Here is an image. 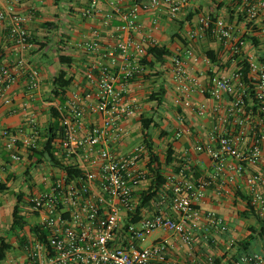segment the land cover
<instances>
[{
	"label": "built area",
	"instance_id": "1",
	"mask_svg": "<svg viewBox=\"0 0 264 264\" xmlns=\"http://www.w3.org/2000/svg\"><path fill=\"white\" fill-rule=\"evenodd\" d=\"M192 1L141 0L129 8L112 2V10L102 21L106 26L116 22L112 45L102 44L98 29L95 39L78 43L96 55L84 71L88 87L67 91L65 102L54 107L60 115L61 161L78 173L69 175L57 167L49 188L29 197L31 209L38 212L37 223L46 231L45 241L33 238L24 247V259L10 264H216L214 254L196 250L198 231L208 245L226 244L228 256L222 264H264V251L238 253V242L230 237L226 218L199 204L214 179L224 174L229 182L244 180L246 204L264 215V42L258 47L251 38L264 36V0H243L240 23L206 14L198 18L191 36L210 35L227 45L234 63L231 72L211 73L208 83L201 84L198 76L188 73L180 55L172 58L179 99L200 116L211 107L216 119L207 140L195 145L198 152L209 155L214 174L198 182L185 163L179 177L168 176V192L160 194V202L169 200L178 216L163 211L156 202L151 213L136 214L141 192L151 180L148 148L141 142L128 152L116 149L127 132L123 121L137 107L128 94V84L144 72L147 47L156 43L151 33L139 35L143 30L141 10L163 4L175 17ZM95 2L85 9V16L93 14ZM0 22L16 53L14 65L6 64L0 54V102L12 103L8 90L19 77L26 78L31 99L43 84L40 70L31 60L38 45L26 26V17L13 6L0 9ZM248 41L252 51L245 53ZM246 64L247 75L243 72ZM195 90L208 97L210 104H193ZM87 114L99 115L100 120L86 126ZM0 138L11 158L20 160L22 148L39 147L36 120L31 116L26 125L0 127ZM159 231L177 236L186 254L174 255V244L166 236L142 245Z\"/></svg>",
	"mask_w": 264,
	"mask_h": 264
},
{
	"label": "crops",
	"instance_id": "2",
	"mask_svg": "<svg viewBox=\"0 0 264 264\" xmlns=\"http://www.w3.org/2000/svg\"><path fill=\"white\" fill-rule=\"evenodd\" d=\"M92 1L0 0V9H5L11 5L15 11L26 17V26L35 40L47 41L44 48L39 50L37 47L31 54V60L40 70L43 79L41 89L30 99L27 94L26 78L19 77L18 81L8 90L12 103L4 104L0 102V127L16 128L26 125L28 119L32 116L37 123L39 140H43L42 135L46 132L45 128L53 120L51 108L57 107L60 103L51 93L52 80L61 68L58 59L59 53L63 52L72 57L71 66L65 67L68 70V76L72 77L68 93L74 90H84L88 87V82L84 78V71L89 64L96 60V55L87 52L85 48H80L78 43L95 39L94 30L98 29L102 44L104 46L112 45V34L116 22L107 26L103 25L102 22L106 13L112 10V2H118L123 8H129L133 3L141 0H96L93 14L85 16L83 13L86 8L93 4ZM242 13L243 0H193L188 7L182 9L175 17L169 14L167 7L163 4L159 7L141 10L140 19L143 30L139 35L147 32L151 33L155 38V45L167 47L172 55L167 56L163 62L155 61L153 66L146 64L144 72L129 82L128 94L135 98L137 107L135 114L123 121L127 132L122 141L116 145L119 152H128L138 143L143 142L141 118L152 117L155 125H152L148 130L150 141L153 144L154 151L161 156L164 173L167 177L170 175L179 177L180 170L185 163L192 167V176L198 182L214 174L215 168L209 155L205 152H198L195 145L207 140L209 129L216 119H214L211 107L208 108L205 115L200 116L191 107H186L179 99L178 84L173 75L172 58L175 55H180L185 62L188 73L198 76L201 84L208 83V77L211 73L231 72L234 63L230 59L227 45L210 35L203 34L192 37L191 34L197 29L200 15H212L233 23H240ZM45 21L55 22L56 27H41L40 24ZM256 37L259 40L257 45L259 47L264 42V36L258 34ZM61 40L63 44H60ZM52 44H54L53 49H57V55L53 57V61L52 54L49 53ZM251 46V42H246L244 52H251ZM0 54L6 64H15V47L7 38L5 25L2 22H0ZM146 60L153 61V58L148 55ZM154 92H159L160 94H157L159 97L163 93L161 101L150 98V95ZM191 100L195 105L202 102L210 104L211 102L208 97L198 90L192 93ZM25 101L28 102L27 106L24 105ZM99 120V115L87 114L85 125L89 126ZM178 131H181V134L178 135ZM169 145L174 149L176 160L167 165L165 163V151ZM39 147H41L40 144ZM20 155V160H13L0 138V182H7L8 191L13 190L15 181L23 182V184L19 183L20 188L17 191H22L27 199L32 194L49 188L51 180L57 172V167L52 168L50 166L52 170L49 169L48 163L50 162L44 159L45 161L42 163L44 168H36L32 172L34 179L29 181V178L23 177L22 174L29 175L27 170L29 173L30 166H27L28 164L32 165L36 158L30 157V149L27 148H22ZM57 156L61 159L60 150L57 152ZM23 165H26L27 168L25 169ZM38 175L42 176L41 183L35 180ZM9 178L10 180H8ZM167 188L164 192H168ZM245 190L246 186L242 178L229 182L225 175L221 174L206 189L205 195L199 203L202 209L215 211L226 218L230 226V237L236 239L237 242L246 237L249 233V226L258 223L254 215H240V212L247 208L246 201L239 195L240 192L245 193ZM4 193L7 192H2L0 195ZM161 199V196L157 197L152 204L143 208L141 212L143 214L151 213L156 202L160 203L159 206L163 211L172 216H178V213L171 208L169 200L161 203ZM13 201L15 204V199ZM32 219L35 223L38 222L36 215ZM11 220L10 217L7 229L5 228L2 233L0 232V236L5 235L7 241L13 244V248L0 264H10L25 257L23 248L25 246L21 245L20 236L26 235L28 238V233L31 232L30 225H26L24 230L16 232L15 237L8 239V234L11 235L9 231ZM163 232L164 234L154 238L151 242L161 236L169 237L174 244L172 253L184 256L187 249L180 245L178 237L169 232ZM33 238L32 234V237L28 239L31 241ZM14 246L16 247L14 248ZM195 248L198 251L214 254L216 257L227 252L225 243L211 246L204 242L202 231L197 233ZM248 250L264 251V238L257 237Z\"/></svg>",
	"mask_w": 264,
	"mask_h": 264
},
{
	"label": "trees",
	"instance_id": "3",
	"mask_svg": "<svg viewBox=\"0 0 264 264\" xmlns=\"http://www.w3.org/2000/svg\"><path fill=\"white\" fill-rule=\"evenodd\" d=\"M244 15L243 13L240 15V19H243ZM41 27L44 28H54L56 27V23L52 21H45L40 24ZM253 42L255 44L259 43V40L256 36H251ZM33 40L37 43L38 49H42L46 46L47 41H37L35 38ZM63 41H60V44ZM150 55L153 58V61H147L146 57ZM171 51L165 47L160 45H149L147 47V53L145 57L143 58L142 62L144 64H148L150 66L154 65L155 61L163 62L164 59L167 56H171ZM59 62L61 64V68L57 72V74L54 76L52 80V89L51 93L52 96L57 98L60 103L65 102L66 100V93L70 87V84L72 83V77L68 76V70L65 67H69L72 64V57L61 52L58 55ZM243 72L245 75L248 73V66L247 64L243 68ZM157 94H160L159 92H154L152 95H150L151 99H157L158 101H161V98L163 96V93L159 97ZM51 116L53 118L52 121L47 125L45 128V133L42 135L43 140L40 143L41 147L30 149V157H35V162L32 164L33 166L39 165L46 159L49 161L54 167H59L65 169L69 175H75L78 173L77 169H74L72 166H68L64 164L61 159L57 156V152L59 151V132L61 130L59 119L60 115L59 112L56 110V108H51ZM141 124L143 127V142L146 144L148 148L149 153V160H148V168L150 170V184L147 187V189L143 190L140 195V201L138 203L136 214H140L142 209L152 204L153 201L157 199V197L160 196L161 193L164 192L167 188L168 183V177L164 173L163 168V162L161 161V156L157 154L154 151L153 144L150 141V135L148 130L152 127V125H155V121L152 117H142L141 118ZM165 163L167 165L172 164V162L175 159L174 157V149L169 145L168 148L165 151ZM27 174L28 170H27ZM11 178V176H10ZM10 178L8 180H10ZM9 186L7 185V182H0V193L8 191ZM160 193V194H159ZM12 195L15 199V204L12 207L11 216L12 220L10 223L9 231L11 233H16L17 231L24 230L26 225H30V231L33 234V237H38L39 239L45 241V235L46 231L42 229L41 225L39 223L35 224H29L27 215L24 213V211H31V205L32 203L29 200L25 199V194L22 191H13ZM242 199L248 200V198L243 195V193H239ZM33 211V210H32ZM34 214H38L37 211H34ZM240 215L243 216H249L254 215L256 216L258 223L257 225H251L248 227L249 233L246 235V237L238 241L239 244V252L241 253L243 251H247L249 247L251 246V243L257 238V237H263L264 238V215L260 216L257 214L253 208V206L248 202L246 210L240 212ZM22 242L21 245L25 246L29 239L26 235L20 236ZM13 248V244L7 241V237L5 235L0 236V262L3 261L8 252ZM228 255L227 253H224L221 256L216 257V264H222V261L224 258H226Z\"/></svg>",
	"mask_w": 264,
	"mask_h": 264
},
{
	"label": "rangeland",
	"instance_id": "4",
	"mask_svg": "<svg viewBox=\"0 0 264 264\" xmlns=\"http://www.w3.org/2000/svg\"><path fill=\"white\" fill-rule=\"evenodd\" d=\"M200 1H204V0H200ZM53 46H54V44H52V46L50 47V50L49 51H51V52H49V53H51L52 54V58L54 57V56H56L57 55V49H53ZM54 60V58L52 59V61ZM57 74V73H56ZM40 141L41 140H39V144H40ZM36 157V156H35ZM45 161V160H44ZM35 162V160L33 161V163ZM43 163V162H42ZM42 163H40L39 165H36V166H33V165H30V164H28V163H26V164H28V166L27 167H29V175H25L24 173L22 174V176L24 177H28L29 178V181H32L34 178H33V171L34 170H36V168H42L44 165L42 164ZM48 165H49V169H51V167L53 168L54 166L53 165H51V163H48ZM26 165H23V167H25ZM51 166V167H50ZM27 167H25V169L27 168ZM44 168V167H43ZM46 168V167H45ZM55 168V167H54ZM52 170V169H51ZM41 173V172H40ZM39 173V174H40ZM32 175V176H31ZM38 183H41L42 182V176L40 175H38L37 177H36V179H35ZM19 183L21 184H23V182H20V181H15L14 183H13V190L12 189H10V191H5V192H7V193H4V194H2V195H0V228H1V230H0V232L2 233L3 232V230H5V228L7 229V224H9V222L8 221H10V217L12 218V216H11V211H12V206H13V195H12V193H13V191H17L19 188H20V185H19ZM26 199V198H25ZM26 200H29V198H27ZM24 213L28 216L27 217V219H28V222H29V224H33V223H35V221H33V219H32V217L33 216H35V214H34V211H24ZM6 219H9V220H6ZM5 222H7V223H5ZM29 232V231H28ZM0 233V234H1ZM15 234L16 233H11V235H9L8 234V239H12L13 237H15ZM162 234H164V232L163 231H159V232H156V233H153L151 236H149L145 241H142V245H148L149 243H151V241L154 239V238H156V237H158V236H160V235H162ZM32 237V234H31V232H29L28 233V238H31ZM16 246H14V248H15ZM254 246H252V248H253ZM24 248V247H23ZM254 249H256L255 247H254ZM253 249V250H254ZM252 250V249H251Z\"/></svg>",
	"mask_w": 264,
	"mask_h": 264
}]
</instances>
